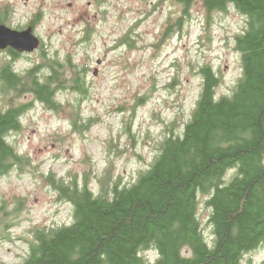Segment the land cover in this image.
Returning a JSON list of instances; mask_svg holds the SVG:
<instances>
[{"label":"rangeland","instance_id":"rangeland-1","mask_svg":"<svg viewBox=\"0 0 264 264\" xmlns=\"http://www.w3.org/2000/svg\"><path fill=\"white\" fill-rule=\"evenodd\" d=\"M0 23L17 30L31 25L40 39L38 49L16 58L0 50V67L8 62L24 75L38 66L43 78L56 60L66 77L55 92L58 110L32 92L0 86V110L24 105L21 127L7 135L22 159L0 173V264L23 261L35 228L73 221V208L58 197L50 174L75 179L79 187L86 183L95 195H109L115 181L133 183L159 142L181 134L191 118L200 67L210 65L219 77L215 97L230 95L242 72L235 37L245 17L231 5L206 13L202 0L186 12L174 0H0ZM83 69L85 90L79 93L71 75ZM206 198L198 196L197 217L211 244ZM141 255L145 264L156 258L153 250ZM262 262L264 241L240 264Z\"/></svg>","mask_w":264,"mask_h":264},{"label":"trees","instance_id":"trees-1","mask_svg":"<svg viewBox=\"0 0 264 264\" xmlns=\"http://www.w3.org/2000/svg\"><path fill=\"white\" fill-rule=\"evenodd\" d=\"M186 12L194 0H174ZM231 5L245 17L235 37L241 76L230 95L215 97L219 77L202 65L201 90L181 134L168 135L158 153L135 181L112 183L110 193L95 195L86 183L47 180L58 197L71 204L68 225L35 228L28 252L19 264H145L141 255L153 250L152 264H240L244 253L264 241V0H202L206 13ZM13 58L19 53L8 48ZM41 78L38 66L19 75L4 62L2 91L32 92L58 110L55 92L65 85L56 60ZM83 70H74L70 86L85 90ZM24 105L0 110V173L22 157L7 141L21 127ZM76 126L77 122L73 121ZM229 170L231 176L226 179ZM211 208L208 244L197 217L198 196ZM264 264V262L260 263Z\"/></svg>","mask_w":264,"mask_h":264},{"label":"water","instance_id":"water-1","mask_svg":"<svg viewBox=\"0 0 264 264\" xmlns=\"http://www.w3.org/2000/svg\"><path fill=\"white\" fill-rule=\"evenodd\" d=\"M40 46V39L31 25L24 29H12L0 23V50L12 49L16 53H30Z\"/></svg>","mask_w":264,"mask_h":264},{"label":"clouds","instance_id":"clouds-1","mask_svg":"<svg viewBox=\"0 0 264 264\" xmlns=\"http://www.w3.org/2000/svg\"><path fill=\"white\" fill-rule=\"evenodd\" d=\"M148 251H152V250H148Z\"/></svg>","mask_w":264,"mask_h":264},{"label":"flooded vegetation","instance_id":"flooded-vegetation-1","mask_svg":"<svg viewBox=\"0 0 264 264\" xmlns=\"http://www.w3.org/2000/svg\"><path fill=\"white\" fill-rule=\"evenodd\" d=\"M21 54V53H20Z\"/></svg>","mask_w":264,"mask_h":264}]
</instances>
